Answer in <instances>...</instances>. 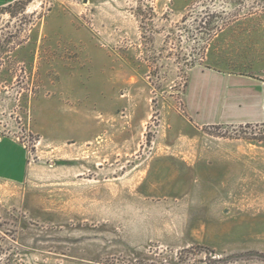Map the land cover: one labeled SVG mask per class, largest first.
Instances as JSON below:
<instances>
[{"label":"rangeland","instance_id":"obj_1","mask_svg":"<svg viewBox=\"0 0 264 264\" xmlns=\"http://www.w3.org/2000/svg\"><path fill=\"white\" fill-rule=\"evenodd\" d=\"M251 89L264 0H5L0 264H264V123L197 113Z\"/></svg>","mask_w":264,"mask_h":264},{"label":"crops","instance_id":"obj_2","mask_svg":"<svg viewBox=\"0 0 264 264\" xmlns=\"http://www.w3.org/2000/svg\"><path fill=\"white\" fill-rule=\"evenodd\" d=\"M5 0H0V4ZM204 72L200 70L202 76ZM204 77V76H203ZM202 83H200L201 85ZM251 97L242 104L232 101L215 104L213 101L200 106L201 112L207 117L206 122L218 124L229 123H264V93H256L251 89ZM26 150L8 137H0V179L11 182H23L28 174V161Z\"/></svg>","mask_w":264,"mask_h":264}]
</instances>
